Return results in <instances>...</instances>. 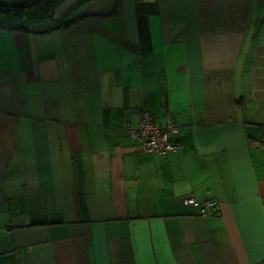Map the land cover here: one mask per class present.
<instances>
[{"label": "crops", "instance_id": "crops-1", "mask_svg": "<svg viewBox=\"0 0 264 264\" xmlns=\"http://www.w3.org/2000/svg\"><path fill=\"white\" fill-rule=\"evenodd\" d=\"M19 1L0 264H264V0H0ZM144 113L181 149L141 152Z\"/></svg>", "mask_w": 264, "mask_h": 264}, {"label": "built area", "instance_id": "built-area-1", "mask_svg": "<svg viewBox=\"0 0 264 264\" xmlns=\"http://www.w3.org/2000/svg\"><path fill=\"white\" fill-rule=\"evenodd\" d=\"M174 126L167 118L165 124H160L144 113L134 129H129V134L140 143V151L160 155H170L181 149V143L173 139ZM184 206L197 205L200 215L212 214L217 207L215 199L199 202L194 196H184L181 199ZM262 264V263H257Z\"/></svg>", "mask_w": 264, "mask_h": 264}, {"label": "trees", "instance_id": "trees-1", "mask_svg": "<svg viewBox=\"0 0 264 264\" xmlns=\"http://www.w3.org/2000/svg\"><path fill=\"white\" fill-rule=\"evenodd\" d=\"M27 6H28L27 2L19 1V2L14 3V4H6L5 6L0 7V9L4 10V11H17V10H21Z\"/></svg>", "mask_w": 264, "mask_h": 264}, {"label": "water", "instance_id": "water-1", "mask_svg": "<svg viewBox=\"0 0 264 264\" xmlns=\"http://www.w3.org/2000/svg\"><path fill=\"white\" fill-rule=\"evenodd\" d=\"M5 5H6V3L0 2V7H3Z\"/></svg>", "mask_w": 264, "mask_h": 264}]
</instances>
